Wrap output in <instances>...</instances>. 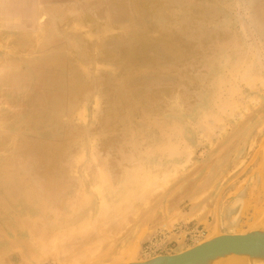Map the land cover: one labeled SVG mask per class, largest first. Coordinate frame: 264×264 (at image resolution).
I'll return each mask as SVG.
<instances>
[{
  "label": "rangeland",
  "instance_id": "obj_1",
  "mask_svg": "<svg viewBox=\"0 0 264 264\" xmlns=\"http://www.w3.org/2000/svg\"><path fill=\"white\" fill-rule=\"evenodd\" d=\"M262 224L264 0H0V264Z\"/></svg>",
  "mask_w": 264,
  "mask_h": 264
},
{
  "label": "water",
  "instance_id": "obj_2",
  "mask_svg": "<svg viewBox=\"0 0 264 264\" xmlns=\"http://www.w3.org/2000/svg\"><path fill=\"white\" fill-rule=\"evenodd\" d=\"M244 257L250 264H264V224L239 234H223L172 255L122 264H223Z\"/></svg>",
  "mask_w": 264,
  "mask_h": 264
},
{
  "label": "bare ground",
  "instance_id": "obj_3",
  "mask_svg": "<svg viewBox=\"0 0 264 264\" xmlns=\"http://www.w3.org/2000/svg\"><path fill=\"white\" fill-rule=\"evenodd\" d=\"M223 264H250V261L247 258H244V257H235L234 259L229 260V261H227V262H225Z\"/></svg>",
  "mask_w": 264,
  "mask_h": 264
},
{
  "label": "crops",
  "instance_id": "obj_4",
  "mask_svg": "<svg viewBox=\"0 0 264 264\" xmlns=\"http://www.w3.org/2000/svg\"><path fill=\"white\" fill-rule=\"evenodd\" d=\"M187 249V248H186ZM186 249H184V250H186ZM181 252V251H180ZM179 253V252H178Z\"/></svg>",
  "mask_w": 264,
  "mask_h": 264
}]
</instances>
